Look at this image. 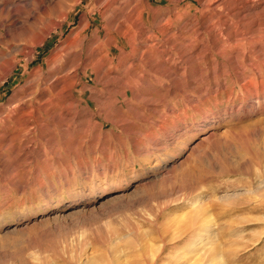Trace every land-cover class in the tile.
<instances>
[{"label":"rangeland","instance_id":"374dc122","mask_svg":"<svg viewBox=\"0 0 264 264\" xmlns=\"http://www.w3.org/2000/svg\"><path fill=\"white\" fill-rule=\"evenodd\" d=\"M0 264H264V0H0Z\"/></svg>","mask_w":264,"mask_h":264},{"label":"bare ground","instance_id":"6f19581e","mask_svg":"<svg viewBox=\"0 0 264 264\" xmlns=\"http://www.w3.org/2000/svg\"><path fill=\"white\" fill-rule=\"evenodd\" d=\"M117 1V0H116ZM76 2V1H75ZM78 2V1H77ZM79 2H80V0H79ZM115 2V1H114ZM207 3V2H206ZM110 5V4H109ZM113 6V5H112ZM131 6V5H130ZM73 7V6H72ZM128 7H129V5H128ZM123 8V7H122ZM134 8V7H133ZM132 10V9H131ZM137 10V9H136ZM136 10H135V12H136ZM110 11V10H109ZM138 11V10H137ZM128 12H130V11H128ZM131 13H133V12H131ZM154 14V13H153ZM119 15V14H118ZM127 15V14H126ZM132 15V14H131ZM141 13H138V15H137V17L138 18H140L141 17ZM109 16V15H108ZM124 17V16H123ZM178 17V16H177ZM125 18V17H124ZM103 19V18H102ZM110 19V18H109ZM190 20V19H189ZM116 21H118V20H116ZM129 21V20H128ZM193 21V20H192ZM58 24V23H57ZM121 24V23H120ZM120 24H119V26H120ZM110 26V25H109ZM114 26V25H113ZM122 26V25H121ZM124 26V25H123ZM116 27H117V25H116ZM125 28V27H124ZM78 30V29H77ZM119 30V29H118ZM121 30V29H120ZM126 30V29H125ZM210 30V29H209ZM127 31V30H126ZM126 31H122L121 32V35L124 37V39H125V41H126V43L127 44H129V43H131V41H132V38H130L128 35L129 34H127V32ZM178 31V30H177ZM172 32V31H171ZM129 33V32H128ZM107 36V35H106ZM131 36V35H130ZM148 37V36H147ZM225 37V36H224ZM112 38V37H111ZM145 38V37H144ZM147 40V39H146ZM115 41V40H114ZM144 42V41H143ZM132 43H133V41H132ZM205 43V42H204ZM134 44V43H133ZM144 44V43H143ZM136 45V44H135ZM134 45V46H135ZM70 46V45H69ZM134 46H132V49H131V53H133L134 51L136 52V50H135V48H137V47H135L134 48ZM137 46V45H136ZM140 46V45H139ZM138 46V47H139ZM141 47V46H140ZM117 48V47H116ZM119 49V48H118ZM144 49V48H143ZM202 49V48H201ZM124 50H125V47L124 46H122L121 47V49L119 50V52H120V55L122 56V53H124ZM146 50V49H145ZM31 51V50H30ZM142 52V51H141ZM222 53V52H221ZM125 54V53H124ZM142 54V53H141ZM101 55V54H100ZM126 55H127V52H126ZM124 56V55H123ZM142 56V55H141ZM98 57H100V56H98ZM122 58V57H121ZM139 58V57H138ZM143 58V57H142ZM139 60V59H138ZM79 62V61H78ZM93 63L94 62H91V60L89 59V58H87V59H85V61L83 62V63H78L76 66H75V69H74V73H73V75H72V80L68 83V84H62V82H61V80L60 79H56V80H54L53 82H48L49 81V78H47V77H43L42 79H43V84H45V83H47L48 82V85L44 88V91L47 89V91L49 90L50 92L48 93L47 92V95L46 96H42L41 98H39V99H36L35 100V102L36 103H38L39 105H41V107H43L44 108V110H45V108H46V105L47 104H50L51 105V107L53 108V109H56L57 107H60V108H62V106L60 105V104H58L57 102L56 103H53V96H55V94H56V92H58L59 90H61V89H64V88H66V87H71L72 88V86L75 84V81H76V77H77V72H78V70H79V68H80V66L82 67V69L85 71V70H87V66L88 65H93ZM113 63V62H112ZM124 63V62H123ZM59 64V63H58ZM131 64V63H130ZM120 65V64H119ZM118 65V66H119ZM128 65V64H127ZM133 66H134V64H133ZM92 67V66H91ZM126 67V66H125ZM128 67H131V65L130 66H128ZM127 67V68H128ZM127 68H126V70H127ZM68 69V68H67ZM125 69V68H124ZM58 72V71H57ZM93 72V71H92ZM94 75L92 76V78L96 81V79H97V77H98V75H96V73H95V71H94V73H93ZM166 75V74H165ZM56 76V75H55ZM87 76V75H86ZM136 77V76H135ZM42 79H40V80H42ZM26 80V79H25ZM39 80V81H40ZM66 81V80H65ZM39 84V82H37V85ZM42 84V83H41ZM41 92V91H40ZM75 100H80V99H77V98H75L73 101H75ZM27 101V100H26ZM118 102V101H117ZM26 104V103H25ZM69 104V103H68ZM77 106H78V104H76ZM31 106V105H30ZM30 106H26L24 109H22V114H24V115H32V114H34L36 111L32 108V107H30ZM37 106V105H36ZM40 107V108H41ZM50 107V108H51ZM47 109V108H46ZM46 113V112H45ZM47 115H48V113H47ZM50 117V116H49ZM11 118V117H10ZM44 120V119H43ZM11 121V120H10ZM22 121V120H21ZM79 121V120H78ZM16 123V122H15ZM92 123V122H91ZM37 124V123H36ZM49 124V123H48ZM12 125V124H11ZM25 126H26V124L25 123H22V124H19V126L16 128V132H19V131H22L24 128H25ZM35 126V125H34ZM56 126V125H55ZM14 127V126H13ZM12 127V128H13ZM41 127V126H40ZM14 131V130H13ZM35 133V132H34ZM33 133V134H34ZM37 133V132H36ZM11 135V134H10ZM23 135V134H22ZM21 135V136H22ZM17 136V135H16ZM16 136L15 137H13V138H16ZM28 136V135H27ZM30 136V135H29ZM9 138V137H8ZM11 138V137H10ZM19 138H21V137H19ZM5 139V138H4ZM11 141V140H10ZM12 145V144H11ZM26 147V146H25ZM24 147V148H25ZM10 148V147H9ZM19 148V147H18ZM19 151V150H18ZM17 152V151H16ZM14 153V152H13ZM17 163V162H16Z\"/></svg>","mask_w":264,"mask_h":264}]
</instances>
